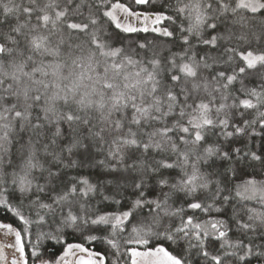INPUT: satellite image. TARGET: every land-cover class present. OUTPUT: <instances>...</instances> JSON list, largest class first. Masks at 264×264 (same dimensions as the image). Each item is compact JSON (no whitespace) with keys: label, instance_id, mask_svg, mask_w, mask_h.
I'll use <instances>...</instances> for the list:
<instances>
[{"label":"snow or ice","instance_id":"snow-or-ice-1","mask_svg":"<svg viewBox=\"0 0 264 264\" xmlns=\"http://www.w3.org/2000/svg\"><path fill=\"white\" fill-rule=\"evenodd\" d=\"M131 4L0 0V264H264V0Z\"/></svg>","mask_w":264,"mask_h":264},{"label":"trees","instance_id":"trees-1","mask_svg":"<svg viewBox=\"0 0 264 264\" xmlns=\"http://www.w3.org/2000/svg\"><path fill=\"white\" fill-rule=\"evenodd\" d=\"M121 2H125V0H121ZM127 2L130 4V6H132L135 10H140V11H151V10H158L157 8H149V6L147 5H144V6H137V5H132L131 4V0H127ZM134 38H138V39H141L143 40L145 36H147L149 39H151L153 37L154 34L152 33H140V34H131ZM256 145H257V148H259L260 146V138L257 137L256 138ZM84 174L85 175H89L91 178H102V175H101V172L100 170L98 169H84L83 170ZM246 177L244 176H241V177H237V182L245 179ZM112 207H115V206H110V210ZM189 214L190 213V210H189ZM213 215H216L215 213H213ZM200 218L201 219H205L206 217L203 216V214L200 215ZM98 248V250H103L104 249V245H97L96 246Z\"/></svg>","mask_w":264,"mask_h":264}]
</instances>
